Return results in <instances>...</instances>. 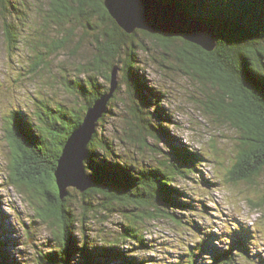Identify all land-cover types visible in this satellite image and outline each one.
<instances>
[{"label": "trees", "instance_id": "trees-1", "mask_svg": "<svg viewBox=\"0 0 264 264\" xmlns=\"http://www.w3.org/2000/svg\"><path fill=\"white\" fill-rule=\"evenodd\" d=\"M38 1L40 3L34 4V7L41 22L30 17L20 19L16 23L19 26L16 32L15 24L4 21L3 34L9 45L15 47L16 43L22 42L15 34H50L53 27L55 34H63L62 40L59 39L57 44L54 40L49 47L54 50L64 45L67 34H72L61 31L62 23L70 24L73 18H77L84 20L86 29L97 31L98 26L89 22V18L95 17L99 26L106 25L97 32L103 40L97 45L93 61L77 68L78 75L84 76L81 80L73 81L77 97L82 101L79 108L46 106L45 111H34L32 116L24 115L19 108L10 111L7 144L15 157L9 167L10 170H20L19 174L10 173L8 184L30 201L37 196L46 198L45 208L37 203L38 215L44 222L58 226L61 231L56 245L58 248L41 256V264H72L71 259L76 256L82 260L80 264H148V260L136 255L138 250L132 252L124 246L131 242L135 248H148L150 244L145 239L148 225L160 217L176 224L183 222L182 213L185 211L196 210L203 217L205 210L195 208L192 199H188L184 185L187 179L198 177L196 172L204 156L186 146H172L164 158L154 164L138 158L147 145V137L156 140H160L161 136L168 137L167 127L162 120L169 116L162 110V99H159L162 94L154 86L148 85L139 74L138 59L133 50L130 53L125 50V68H121L120 80L126 93L122 103L128 115L127 130L118 139L127 152L124 156L116 155L115 139L101 133L100 127L95 130L87 144L83 162L85 172L92 176L93 182L89 189L81 193L83 210L81 219L77 220L68 203L72 194L68 190L67 195L59 197L53 172L71 131L81 122L93 101L109 89V85L103 84L100 79L110 81L111 69L120 61L123 49L121 36L127 34L111 18L103 0ZM167 1L192 19L216 26L215 48L206 51L173 34L141 32L153 38L163 54L170 55L186 68H205L208 77L219 83L217 103L214 110L210 107L209 111L225 116L239 130L235 161L229 169L225 168L223 181L227 185L243 182L256 184V179L264 172V0ZM18 4L27 6L21 0L17 3L0 0L2 17L5 19V12L17 9ZM172 40L180 41L174 50H171L172 43L168 42ZM132 46L136 47L133 42ZM32 47L35 49V46ZM138 47L141 50L149 49L145 44ZM171 51L173 54L169 53ZM120 86L118 82L116 91ZM116 91L108 105L116 101ZM108 105L100 118V126L105 121L104 116L113 113ZM200 179L201 189H208L210 182L202 176ZM258 193L253 200L249 198L248 203L251 208L262 210L264 217V190ZM98 209L121 212L128 219V224L122 225L118 236L112 235L111 239L99 243L92 237L79 236V233L85 234V223L90 220V213ZM75 220L81 224L78 226L80 232L73 223ZM189 225L194 227L195 223ZM196 230L199 232V229ZM248 237L249 231L241 225L232 230L227 237L230 240L228 247L218 249L212 244V258L206 264L251 263ZM196 239V250L199 251L206 250L214 240L213 237L201 240V236ZM199 254L184 245L185 256L177 264H197ZM4 258L8 257L0 256V264H17Z\"/></svg>", "mask_w": 264, "mask_h": 264}, {"label": "rangeland", "instance_id": "rangeland-1", "mask_svg": "<svg viewBox=\"0 0 264 264\" xmlns=\"http://www.w3.org/2000/svg\"><path fill=\"white\" fill-rule=\"evenodd\" d=\"M21 1L27 3V6L16 5L17 9L5 12V19L0 13V256L8 257L4 260H14L17 264H41V256L58 248L56 245L61 231L58 226L44 222L38 215L40 211L37 203H41L39 205L45 208L46 198L37 196L30 201L26 195L20 194L8 184L10 173L19 174L20 170H10L9 167L15 157V153H10L7 144L6 130L10 122V111L19 108L23 110L21 112L24 115L32 116L34 111H45L46 106L79 108L82 101L77 97L73 81L81 80L84 76L78 75L77 68L93 61L97 54V45L103 40L102 35L97 32L106 25L99 26L95 17L89 18L91 25L98 26L97 31H92L83 26L84 20L73 18L70 24L65 22L60 26L61 31L72 34L66 35L64 45L59 48L49 49L54 40L57 44L59 39H63V34H55L53 27L50 34H15L22 42L13 47L7 43L3 34L5 20L15 25L20 19L25 20L28 17L41 22V17L34 7V4L40 2ZM165 2L169 3L167 0ZM15 30L19 31L18 25ZM141 31L135 30L132 36H121L123 49L120 61L114 64L118 67L117 79L121 86L119 91L115 90L114 104L107 103L113 113L104 116L102 126L101 116L96 129L100 127L101 133L114 138L115 154L124 156L127 151L118 138L127 130L128 115L124 112L122 103L126 93L120 76L121 68H125V50L129 53L133 50L138 59L139 74L148 85L154 86L162 94L159 98L162 99V110L169 116L168 119L162 120L167 127L168 137L161 136L160 140L147 137V145L140 151L138 158L154 164L162 160L172 146H186L201 152L204 159L196 172L198 177L187 179L184 186L188 199H192L195 208L204 209L205 212L201 217L196 210L185 211L182 213L181 224L160 217L148 225L149 231L145 235L150 244L148 248H135L131 242H127L124 247L132 252L138 250L136 255L148 260V264H177L185 256L184 245L190 246L200 252L196 263L206 264L212 258V244L218 249L228 247L229 233L241 225L249 231L248 252L251 260V263L242 264H264L263 211L251 208L248 203L249 198L253 200L256 193L264 190V172L256 179V184L243 182L239 185H227L223 181L225 168L229 169L235 161L239 130L225 116L209 111L210 107L214 110L213 107L217 103L219 83L208 77L205 68H186L170 55L163 54L155 45V40ZM132 42L136 47L132 46ZM168 42L172 43L171 50L180 45L179 40ZM142 44L149 49L141 50L138 46ZM32 46H35V49ZM169 53L173 54L172 51ZM100 81L109 85V82L103 79ZM200 176L210 182L208 189H201ZM68 190L72 194L68 203L74 216L80 220L83 210L82 192L71 186ZM86 215L89 217V213ZM124 215L104 209L91 212L90 220L85 223V234L79 233V236L86 235L89 239L92 237L98 243L111 239L112 235L118 236L122 225L128 224ZM74 222L80 232L78 226L81 224L76 223V220ZM193 222L195 225L191 227L189 223ZM198 236H201V240L211 237L214 240L211 245L208 244L206 250L199 251L196 250ZM71 260L72 264H80L82 261L79 256L72 257Z\"/></svg>", "mask_w": 264, "mask_h": 264}, {"label": "water", "instance_id": "water-1", "mask_svg": "<svg viewBox=\"0 0 264 264\" xmlns=\"http://www.w3.org/2000/svg\"><path fill=\"white\" fill-rule=\"evenodd\" d=\"M109 15L126 34L135 30L150 34H173L211 51L216 46V26L192 19L170 3L161 0H103ZM118 67L110 72L109 89L86 109L81 122L71 131L57 158L53 175L59 197L68 194V187L84 192L92 185V176L85 172L87 144L99 118L118 86Z\"/></svg>", "mask_w": 264, "mask_h": 264}]
</instances>
